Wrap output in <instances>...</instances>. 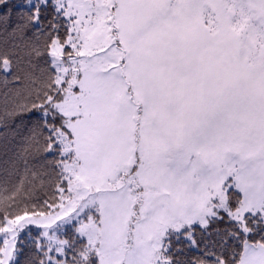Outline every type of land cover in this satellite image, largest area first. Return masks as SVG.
<instances>
[{"label":"snow or ice","instance_id":"1","mask_svg":"<svg viewBox=\"0 0 264 264\" xmlns=\"http://www.w3.org/2000/svg\"><path fill=\"white\" fill-rule=\"evenodd\" d=\"M17 118L0 264H264V0H0Z\"/></svg>","mask_w":264,"mask_h":264},{"label":"trees","instance_id":"2","mask_svg":"<svg viewBox=\"0 0 264 264\" xmlns=\"http://www.w3.org/2000/svg\"><path fill=\"white\" fill-rule=\"evenodd\" d=\"M14 3H19L20 0H13ZM31 120L36 119L35 116L30 117ZM30 119L26 118L21 121L17 118L14 124H11L8 129L0 127V210L8 209L11 211L13 208L19 209L22 206L24 201V190H26L29 185L27 180L24 183V190H21L13 198L12 193L16 191V185L23 177V165H18L20 169L19 172L9 174L8 171H5L9 166L5 164L6 160H9L14 157V154L23 153V148L25 145V137L28 135V129L31 127ZM228 228L226 222L218 223L215 226H210L207 233L201 235L200 232H197L198 241H201L200 251L196 249L184 248V258L190 259L193 257H198L203 255V249L205 245L208 248H211L217 252L221 251L220 248V236L223 234L224 230ZM219 230V232L217 231ZM230 244H233V241H229ZM183 244V242H181Z\"/></svg>","mask_w":264,"mask_h":264}]
</instances>
